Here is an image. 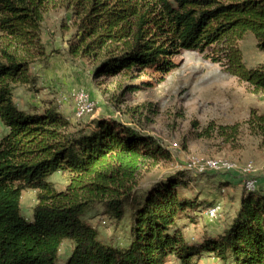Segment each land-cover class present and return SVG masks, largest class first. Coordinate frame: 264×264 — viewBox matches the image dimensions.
Segmentation results:
<instances>
[{"label": "trees", "instance_id": "obj_1", "mask_svg": "<svg viewBox=\"0 0 264 264\" xmlns=\"http://www.w3.org/2000/svg\"><path fill=\"white\" fill-rule=\"evenodd\" d=\"M57 8L72 16L68 55L90 63L94 79L141 72L163 79L178 67L174 57L207 50L210 62L264 94V63L248 69L238 46L250 32L264 51V0H0V264H57L65 239L73 249L64 264H167L172 257L197 264L205 254L222 264H264V191L244 190L221 233L190 243L178 222L195 223L210 204L184 196L181 175L136 193L140 171L170 159L153 137L105 118L71 131L55 105L17 108L13 88L33 82L29 67L45 56L41 24ZM242 130L264 149V113L255 109L243 123H209L198 137L216 132L229 142ZM56 172L67 175L63 191L47 180ZM28 189L36 191L32 221L19 209ZM95 204L117 221L129 209L126 247L105 245L83 219Z\"/></svg>", "mask_w": 264, "mask_h": 264}, {"label": "rangeland", "instance_id": "obj_2", "mask_svg": "<svg viewBox=\"0 0 264 264\" xmlns=\"http://www.w3.org/2000/svg\"><path fill=\"white\" fill-rule=\"evenodd\" d=\"M74 33L72 16L65 9H52L44 16L40 37L45 56L29 67L32 83L14 86L13 101L17 108L42 111L55 105L68 120L71 131H89L94 121L105 118L153 137L169 152L170 159L147 170L142 169L136 193L142 195L155 182L181 175L184 185L179 190L184 196L209 206L217 202L222 205L221 218L216 223L221 222L216 224V228L208 226L202 214L205 208L197 211L195 223L178 222V226L185 229L183 235L186 240L193 243L195 239L199 243L207 236L221 233L244 192V180L249 178H243L237 171L196 174L188 167L194 161L211 158L227 159L238 166L252 162L254 172L249 177L255 181L256 191H264V149L259 147L256 138L249 136L246 130H242L238 139L229 142L218 137L216 132H212L211 137H198L209 123L215 126L233 125L245 122L252 109L264 113V94L254 93L247 84L224 72L219 64L210 62L205 57L209 53L207 50L204 53L186 51L174 57L178 67L163 79L156 78L151 72H141L132 78L124 74L94 79L90 63L72 60L68 55L69 42ZM238 46L248 69L264 63V51L258 49L252 33L247 32ZM141 83L145 85L138 90L124 91L127 84ZM81 89L94 100L96 111L84 121H76L70 96ZM64 97L67 99L63 100ZM5 132L0 124V138ZM47 180L58 191L66 189V174L56 172ZM35 204L36 191L28 189L21 193L20 215L26 221H32ZM83 219L99 233L105 245L113 248L128 245V208L123 218L117 221L95 204ZM72 249L73 242L63 240L57 264H64ZM169 264L180 263L173 258ZM197 264L222 263L205 254L197 260Z\"/></svg>", "mask_w": 264, "mask_h": 264}, {"label": "built area", "instance_id": "obj_3", "mask_svg": "<svg viewBox=\"0 0 264 264\" xmlns=\"http://www.w3.org/2000/svg\"><path fill=\"white\" fill-rule=\"evenodd\" d=\"M70 97L73 103V114L76 121H84L95 113L96 104L86 91L82 89L77 90L73 92ZM66 99V97L63 98V100ZM188 169L196 174H220L237 171L243 178H249L245 179L243 184V188L246 192H254L257 188L255 181L249 177L254 172V165L252 162H247L242 166H238L236 163L227 159H201L192 162ZM221 213L222 205L219 202L205 208L202 212L203 216L211 221H217L221 218Z\"/></svg>", "mask_w": 264, "mask_h": 264}, {"label": "crops", "instance_id": "obj_4", "mask_svg": "<svg viewBox=\"0 0 264 264\" xmlns=\"http://www.w3.org/2000/svg\"><path fill=\"white\" fill-rule=\"evenodd\" d=\"M237 201H238V204L236 205L234 211L230 214L229 222L231 221V219L233 218V216H234V214H235L237 208L239 207V201H240V198H238ZM205 219H207V218H205ZM207 221H208V223H207L208 226H210L211 228H216V227H217L216 224L219 223V222H221V221H219V222L216 223V221L213 222V221H211V220H209V219H207ZM229 222H228V224H229ZM213 223H214V224H213ZM184 230H185V229H183L182 232H183ZM217 234H219V233H217ZM193 242L198 243V241H196L195 239H193ZM200 242H201V241H200ZM172 259H173V257L169 259V261H168L167 264L171 263V260H172Z\"/></svg>", "mask_w": 264, "mask_h": 264}]
</instances>
